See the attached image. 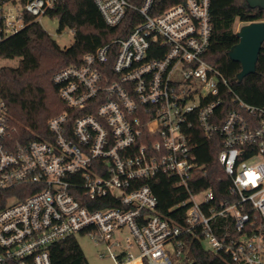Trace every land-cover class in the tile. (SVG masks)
Wrapping results in <instances>:
<instances>
[{"label":"built area","instance_id":"built-area-1","mask_svg":"<svg viewBox=\"0 0 264 264\" xmlns=\"http://www.w3.org/2000/svg\"><path fill=\"white\" fill-rule=\"evenodd\" d=\"M93 1L110 27L136 24L55 74L67 109L48 136L18 138L0 94V264H52L50 248L78 234L115 264H190L169 248L182 240L181 258L191 256L190 237L234 264H264V107L235 92L230 67L206 60L212 0ZM57 3L0 0V44ZM199 134L219 136L221 199L200 186ZM160 175L176 179L182 219L159 212L148 182Z\"/></svg>","mask_w":264,"mask_h":264},{"label":"trees","instance_id":"trees-1","mask_svg":"<svg viewBox=\"0 0 264 264\" xmlns=\"http://www.w3.org/2000/svg\"><path fill=\"white\" fill-rule=\"evenodd\" d=\"M174 2L170 1L169 5ZM211 15L213 37L206 60L223 73L230 67L231 78L234 79L237 75L234 70L239 66L229 59L228 51L239 41L235 26L238 23L264 21V10L250 8L245 0H212ZM49 16L58 18L60 32L65 29L74 32L71 47L62 49L40 23L34 21L0 44V59L17 62L15 66L0 67V94L7 103L17 130L16 136L27 141L47 137L49 120L67 109L53 81L55 74L68 66L79 65L86 54L126 37L136 24L126 19L120 26L110 27L93 0H58ZM132 16L136 15L132 13ZM233 86L235 92L247 103L264 107V43L256 72L244 78L241 83L234 82ZM230 108L232 105L225 102L220 108L221 116ZM196 139L198 161L208 171L206 177L200 178V186H214L217 199H221L222 188L228 185V181L217 159L220 151L219 136L207 138L199 134ZM220 178L222 184L215 186V181ZM148 183L159 198V212L170 218L182 219L184 210H171L184 199L179 195L176 179L160 175ZM4 194L12 197L17 191L9 190ZM189 241L191 256L182 258V263L234 264L229 257L209 252L201 238L190 237ZM50 257L52 264H89L76 236L54 244L50 248ZM132 264L141 263L135 261Z\"/></svg>","mask_w":264,"mask_h":264},{"label":"water","instance_id":"water-1","mask_svg":"<svg viewBox=\"0 0 264 264\" xmlns=\"http://www.w3.org/2000/svg\"><path fill=\"white\" fill-rule=\"evenodd\" d=\"M252 9L264 10V0H245ZM238 43L229 51L228 57L232 62L241 65V71L236 75V82L241 83L244 78L254 74L264 43V21L244 24L236 32Z\"/></svg>","mask_w":264,"mask_h":264},{"label":"rangeland","instance_id":"rangeland-1","mask_svg":"<svg viewBox=\"0 0 264 264\" xmlns=\"http://www.w3.org/2000/svg\"><path fill=\"white\" fill-rule=\"evenodd\" d=\"M42 28L57 42L62 49L71 47L74 43V32L70 29L59 31V21L56 17L44 16L39 20ZM243 23H238L235 26V32L239 31ZM16 60H2L0 59V67L15 66ZM77 240L84 251L89 264H115L108 256L102 258L101 254L106 251L104 245H99L85 234L76 235ZM135 255H138V250H134Z\"/></svg>","mask_w":264,"mask_h":264},{"label":"bare ground","instance_id":"bare-ground-1","mask_svg":"<svg viewBox=\"0 0 264 264\" xmlns=\"http://www.w3.org/2000/svg\"><path fill=\"white\" fill-rule=\"evenodd\" d=\"M184 241H179V243L176 245V246H173V245H169V248L170 250L172 251V254L174 256V259L176 261H181L182 258H181V251L184 249ZM132 264V263H131Z\"/></svg>","mask_w":264,"mask_h":264},{"label":"crops","instance_id":"crops-1","mask_svg":"<svg viewBox=\"0 0 264 264\" xmlns=\"http://www.w3.org/2000/svg\"><path fill=\"white\" fill-rule=\"evenodd\" d=\"M192 262V261H191Z\"/></svg>","mask_w":264,"mask_h":264}]
</instances>
